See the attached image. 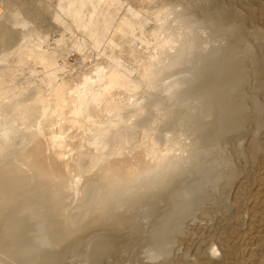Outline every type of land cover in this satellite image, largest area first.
I'll return each mask as SVG.
<instances>
[{
    "label": "rangeland",
    "instance_id": "374dc122",
    "mask_svg": "<svg viewBox=\"0 0 264 264\" xmlns=\"http://www.w3.org/2000/svg\"><path fill=\"white\" fill-rule=\"evenodd\" d=\"M122 1L125 6L119 9V14H125L130 5L141 10L140 21H146V30L152 32L159 25L158 31L161 26L170 24L169 17L173 19L177 15L185 21H194V30L203 40L191 50L187 49L184 60L177 62L172 71L165 69L161 73L164 77L161 90L147 94L143 84L133 94L125 92L121 95L126 102L128 116L125 121L129 126L137 125L140 115L155 116L158 112L155 104L161 102L163 109L166 108L172 116L159 124L157 136L163 143L175 136L180 143V151L176 149L169 160L178 161L179 155L184 154V157H193V161L188 162V166L185 164L187 167L183 166L187 170L190 167L189 171L177 180L174 190L154 188L144 199V206L127 212L123 224L100 222L79 231L75 237H82V243L77 251L68 250L64 242L49 248L55 240L52 234H49L47 243L40 238H34V243L51 250L49 254L54 257L51 258L54 264H264V0H165L166 6L152 0ZM0 2V15L5 18L0 16V24L9 30H18L20 35L13 42L0 41V47L8 52L7 59L14 66L19 82L31 80L44 87L46 80L55 79L66 80L73 87L80 86L84 77L94 74L100 65L106 70L114 66L117 61L113 56L117 50L122 51L121 60L133 70L135 78H139L141 66L132 58L135 55L133 49L141 57V63H168L165 54L169 51L161 47L162 38L167 33L154 36L148 31L142 36L137 30V36L131 37L133 40L130 38L131 43L111 49L107 44L95 48L75 27L74 32L64 33L61 23L52 18V11L45 10V6L55 7L57 0H45L47 5L44 0L42 3L39 0V3L37 0ZM10 8L25 12L31 23L27 29L8 22ZM156 9L169 10L168 19L165 17L167 21L146 18L150 17L151 10L152 13ZM32 26L43 31L44 49L59 46L63 50L56 62L58 70L54 73L31 59L21 63L18 54L11 53L17 48L18 40L21 41L20 33L29 32ZM63 34L65 40L58 45L57 40ZM73 42L82 46L81 52ZM171 54L176 57L175 53ZM236 62L238 66L234 64ZM218 70L230 71L235 80L227 84H210L208 80L215 77ZM169 74H172L171 78H167ZM174 78L183 81L179 94L165 87ZM207 94L216 102L225 103L227 110H233L232 122L223 125L215 114L205 117L203 110ZM182 97L187 101H181ZM132 101L137 102V108H144L136 110L138 115L129 107ZM99 119L104 121L103 127H110L118 117L109 118L102 113ZM202 122L203 129L199 127ZM181 149L191 153L181 154ZM67 200L70 202L72 198ZM107 238V247L98 252L96 244Z\"/></svg>",
    "mask_w": 264,
    "mask_h": 264
},
{
    "label": "bare ground",
    "instance_id": "6f19581e",
    "mask_svg": "<svg viewBox=\"0 0 264 264\" xmlns=\"http://www.w3.org/2000/svg\"><path fill=\"white\" fill-rule=\"evenodd\" d=\"M152 1H160L157 4H161L165 0ZM123 6L122 0H57L55 7L44 8L52 11V18L61 23L64 33L73 31L75 27L85 35L92 47L107 44L111 49L131 43V37L137 36V30L142 36L151 32L145 28L146 21H140L141 10H135L130 5L121 15L118 11ZM151 11L148 10L150 17L146 18L152 17L156 21L165 19L169 12L168 9ZM9 12L8 22L13 26L27 29L31 24L20 8H10ZM169 20V25L161 26L158 31L159 25H156L157 28L151 32L154 36L166 33L171 36L162 38L161 47L169 51V54H165L167 64L141 63V57L136 55L134 49L131 50L135 54L132 58L140 62V79L133 77V70L121 60L122 51L117 50L113 56L117 61L114 66L106 70L100 65L94 74L84 77L80 86L73 87L66 80L48 79L45 86L40 87L31 80L19 82L14 66L7 59L8 52L0 47V63H3V66L0 65V264H54L49 248L64 242L68 250H76L82 243V237H75L79 231L100 222L105 225L123 224L127 220V212L142 207L144 199L154 188L170 190L189 171L190 167L187 170L183 166L193 161V157H184L182 153L191 151L181 149L182 155H179L178 161L169 160L173 152L179 150L178 138L173 136L163 143L157 136L159 124L172 114L158 102L155 104L158 111L155 116L140 115L138 122L134 120L137 125L129 126L125 121L128 116L125 112L126 102L121 96L125 92L133 94L144 85L147 94L161 90L164 78L161 73L165 69L172 71L177 62L179 64L184 60L187 49L203 42L194 30V21H185L177 15L173 19L169 17ZM35 27L29 32L20 33L21 41L18 40L17 48L11 53L16 52L21 63L31 59L54 73L58 70L56 62L63 50L59 46L44 49L43 31ZM8 28L0 24V41L13 42L20 36L18 30ZM64 40L65 34L57 40V44ZM74 44L81 52L82 46ZM170 52L175 53L176 57ZM230 71L218 70L208 82L213 85L227 84L234 79L235 70L233 73ZM172 74L167 78H171ZM182 85V79L178 78L165 87L171 88L175 94ZM182 98L181 101H187V98ZM205 101V117L215 114L222 124L232 122L233 110H227L225 103L216 102L209 94ZM129 105L134 108L135 115H138L136 110H144L137 108L136 101ZM102 113L109 118L117 116L118 119L110 127H103L104 121L99 119ZM199 127L205 128L203 122ZM67 198H72V201L69 202ZM74 200L77 202L74 203ZM49 234L55 239L51 247L46 249L34 243V238L47 243ZM107 240L101 239L96 244L98 252L107 247Z\"/></svg>",
    "mask_w": 264,
    "mask_h": 264
}]
</instances>
